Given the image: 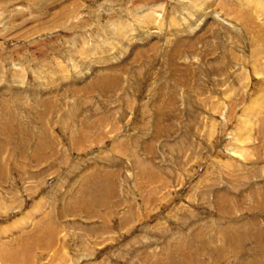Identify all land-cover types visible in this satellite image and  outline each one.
<instances>
[{
	"label": "rangeland",
	"instance_id": "obj_1",
	"mask_svg": "<svg viewBox=\"0 0 264 264\" xmlns=\"http://www.w3.org/2000/svg\"><path fill=\"white\" fill-rule=\"evenodd\" d=\"M0 132V264H264V0H0Z\"/></svg>",
	"mask_w": 264,
	"mask_h": 264
},
{
	"label": "bare ground",
	"instance_id": "obj_2",
	"mask_svg": "<svg viewBox=\"0 0 264 264\" xmlns=\"http://www.w3.org/2000/svg\"><path fill=\"white\" fill-rule=\"evenodd\" d=\"M18 68V67H17ZM1 133V132H0ZM25 142V141H24ZM3 146V145H2ZM22 146H24V144L22 143ZM25 147V146H24ZM36 147V146H35ZM0 151H1V149H0ZM24 154V153H23ZM1 177V176H0ZM105 184H107V183H105ZM109 186V190H107V192H109V195H111L112 193H114V190H113V188L111 187V185H108ZM103 187V186H102ZM103 192H101V191H99L98 193H99V196H105L106 195V192H105V189L103 188ZM81 195H82V192H79ZM85 195H86V192L84 193ZM83 194V195H84ZM108 195V196H109ZM85 197V196H84ZM82 198L80 195H79V199L77 200V201H75V202H77L79 205H85V202L84 201H86V199L85 198ZM96 200H98V199H96ZM102 200H104L103 198L102 199H100L99 201H97V202H99V203H103L104 201H102ZM88 204V203H87ZM94 204V203H93ZM78 205V206H79ZM100 205V204H99ZM40 206V205H39ZM38 206V207H39ZM76 206V205H75ZM93 206V205H92ZM80 207V206H79ZM40 208V207H39ZM95 208V207H94ZM97 209H99V206L97 205V207H96ZM54 212V211H53ZM47 215V214H46ZM44 223H46V222H44ZM47 224V223H46ZM186 260H187V262H190V259H188V258H186ZM188 264H191V263H188Z\"/></svg>",
	"mask_w": 264,
	"mask_h": 264
}]
</instances>
